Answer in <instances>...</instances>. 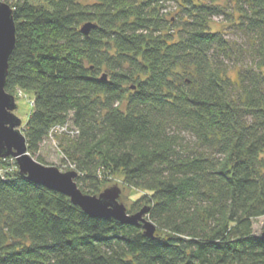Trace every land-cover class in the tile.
<instances>
[{
    "label": "trees",
    "instance_id": "16d2710c",
    "mask_svg": "<svg viewBox=\"0 0 264 264\" xmlns=\"http://www.w3.org/2000/svg\"><path fill=\"white\" fill-rule=\"evenodd\" d=\"M171 1L0 0L16 24L5 90L33 94L30 156L50 166L57 144L90 196L122 175L143 193L128 213L149 207L156 228L90 219L0 159V264H264V0H234L256 54L237 82L211 29L222 9L180 0L168 19Z\"/></svg>",
    "mask_w": 264,
    "mask_h": 264
},
{
    "label": "water",
    "instance_id": "95a60500",
    "mask_svg": "<svg viewBox=\"0 0 264 264\" xmlns=\"http://www.w3.org/2000/svg\"><path fill=\"white\" fill-rule=\"evenodd\" d=\"M94 24H86L81 32L88 36ZM16 47V24L14 10L8 4L0 3V159H15L19 172L26 179L49 191L62 194L78 206L90 219H114L122 225H141L145 235L154 237L156 228L147 219L149 207L135 214H129L119 201L122 191L119 187L106 189L99 196L83 194L76 183V172H62L57 167L44 166L28 153L23 132V121L15 114L18 109L15 96L5 90L9 73V60ZM106 79V76L103 77ZM264 240V229L261 234Z\"/></svg>",
    "mask_w": 264,
    "mask_h": 264
},
{
    "label": "rangeland",
    "instance_id": "374dc122",
    "mask_svg": "<svg viewBox=\"0 0 264 264\" xmlns=\"http://www.w3.org/2000/svg\"><path fill=\"white\" fill-rule=\"evenodd\" d=\"M180 0H174L167 3L166 8L163 13L167 15L168 19H175V17L182 12ZM198 4H208L216 5L222 9L224 15H220L214 18L211 23V29L214 33H220L229 42L231 51L224 57L223 64L227 67L229 77L235 82L238 81V74L242 68L247 66H254L256 54L253 52V45H250L249 38L243 33V31L238 30L237 21H239V8L236 7V2L234 0H195ZM249 45L251 47H249ZM264 73V68L262 70ZM33 99V94L31 93H21L16 95V102L18 105L15 114L23 121V129L28 121V118L33 110L31 105V100ZM41 156L45 161L53 167H60L62 172H67L68 166L63 163V157L59 151L57 144L47 141L41 148ZM264 158V154L262 156ZM119 187L122 191L120 202L127 208L128 212L133 213V206L136 201L142 196L141 191L131 189L125 185L124 178L122 175H117L112 179L111 183L105 185L102 188L108 189L111 187ZM255 231L257 234H262L264 229V217L259 218L255 221Z\"/></svg>",
    "mask_w": 264,
    "mask_h": 264
}]
</instances>
